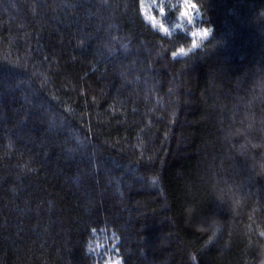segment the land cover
Instances as JSON below:
<instances>
[{
  "label": "trees",
  "instance_id": "16d2710c",
  "mask_svg": "<svg viewBox=\"0 0 264 264\" xmlns=\"http://www.w3.org/2000/svg\"><path fill=\"white\" fill-rule=\"evenodd\" d=\"M200 4L179 56L142 0H0V264H264V0Z\"/></svg>",
  "mask_w": 264,
  "mask_h": 264
},
{
  "label": "clouds",
  "instance_id": "9594fccd",
  "mask_svg": "<svg viewBox=\"0 0 264 264\" xmlns=\"http://www.w3.org/2000/svg\"><path fill=\"white\" fill-rule=\"evenodd\" d=\"M171 10L174 19L165 27L162 17L164 12ZM164 12H160L154 20L149 16L150 23L155 24V30L163 36L168 37L173 33L184 34L187 42L180 44L179 56H187L196 50L206 51L214 47L215 41H212L214 26L207 23L209 16L207 11L200 4V0H170ZM209 41H212L211 43ZM200 231H208V242L211 243L219 231V226H213L211 229L198 226Z\"/></svg>",
  "mask_w": 264,
  "mask_h": 264
},
{
  "label": "rangeland",
  "instance_id": "374dc122",
  "mask_svg": "<svg viewBox=\"0 0 264 264\" xmlns=\"http://www.w3.org/2000/svg\"><path fill=\"white\" fill-rule=\"evenodd\" d=\"M164 1L165 0H142V15L147 22L150 23L149 16H152L151 11L153 10V8H159ZM150 24L155 25L154 23ZM114 243L115 241L112 238L104 242H102L101 240L95 242L93 246L94 251L96 254H99L100 258L103 260L102 264H117V262H119L117 256L113 254ZM100 253H102L103 255H101Z\"/></svg>",
  "mask_w": 264,
  "mask_h": 264
},
{
  "label": "snow or ice",
  "instance_id": "6c2138e0",
  "mask_svg": "<svg viewBox=\"0 0 264 264\" xmlns=\"http://www.w3.org/2000/svg\"><path fill=\"white\" fill-rule=\"evenodd\" d=\"M117 264H119V262H117Z\"/></svg>",
  "mask_w": 264,
  "mask_h": 264
}]
</instances>
